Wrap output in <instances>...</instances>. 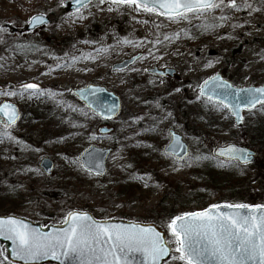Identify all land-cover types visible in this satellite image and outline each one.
<instances>
[{
  "label": "rangeland",
  "instance_id": "374dc122",
  "mask_svg": "<svg viewBox=\"0 0 264 264\" xmlns=\"http://www.w3.org/2000/svg\"><path fill=\"white\" fill-rule=\"evenodd\" d=\"M61 3L0 0V25L11 22L21 27L33 14L52 16L48 27L32 34L18 37L3 32L0 38V92H17L15 96L0 95V103L9 101L21 113L16 125L0 126V191L14 197L12 204L1 206L12 205L17 211L14 215L42 227L62 224L70 211L88 212L97 221L152 223L172 241L166 227L169 220H152L149 212L160 201L171 203L163 181L180 179L194 163L190 159L176 162L162 153L167 131L172 129L183 137L189 157L236 143L239 133L228 111L202 97L197 99L198 90L214 74L224 75L234 87L264 83V4L262 0H236L239 7L230 8L226 0L220 8L187 13V20H171L111 0H94L79 13L57 15ZM207 23L211 26L205 27ZM196 24L200 28L191 29ZM210 51L214 54L209 55ZM136 54L140 57L130 68L111 70ZM73 57L78 59L73 61ZM155 66L172 68L177 75L174 79L148 75L146 70ZM27 83L37 84L43 94L21 95V85ZM88 84L102 85L121 99L117 118L104 122L75 104L71 90ZM259 117H264L261 107L244 112L241 130ZM74 122L81 134L87 129L81 139ZM101 127L110 128L111 133L99 137ZM126 128L131 133L124 137ZM203 133L201 144L198 135ZM247 136L251 139L250 133ZM16 139L20 145L3 143ZM113 143L116 149L107 158V173L102 178L81 169L78 156L82 150L90 145L111 148ZM252 150L264 165V147L257 144ZM29 152L35 162L30 171L21 165L22 155ZM139 152L150 159L149 167L130 162ZM44 157L54 162L50 176L38 167ZM253 172L251 167L244 170V174ZM124 181L133 187L128 193L118 188ZM180 189L183 193L188 190L184 183ZM251 196L264 204L263 190L255 189ZM169 247L174 248V242ZM0 252V264H11L1 244Z\"/></svg>",
  "mask_w": 264,
  "mask_h": 264
},
{
  "label": "snow or ice",
  "instance_id": "6c2138e0",
  "mask_svg": "<svg viewBox=\"0 0 264 264\" xmlns=\"http://www.w3.org/2000/svg\"><path fill=\"white\" fill-rule=\"evenodd\" d=\"M100 2L104 3L105 0ZM225 2L226 0H111L113 4L134 6L138 12H156L171 20H187V13L210 11L220 8ZM89 3L90 0H73L76 12ZM227 7L239 6L236 0H227ZM245 7L251 5L246 4ZM220 19L225 17L221 16ZM27 23L30 26L46 23L44 14L32 16ZM5 31L6 28L0 27V32ZM164 39L169 40L170 37L165 36ZM72 59L75 61L78 58ZM199 88L197 99L207 96L214 106L227 108L235 115L237 122L243 119L241 109L251 110L260 105L264 110V86L229 91L232 86L221 81L217 75L205 80ZM21 89V95L24 92H29L30 96L43 94L34 83L22 84ZM218 90L223 99L217 96ZM83 91L81 90V94ZM0 95L15 96L17 92H0ZM115 107L117 106L107 107V113H113ZM0 114L5 117L4 122L8 126L18 119L14 106L8 103L0 104ZM219 155L227 157L229 164H247L251 160L250 153L233 145L221 149ZM41 162L44 163V160ZM92 162L97 174H100L102 165L95 156H91L80 166L92 168ZM223 207L230 211H221V206L214 204L209 209L185 212L170 218L166 227L172 241L152 224L101 223L93 220L87 213L75 211L68 212L63 218L67 227L48 233L13 217L0 218V236L12 241V256L24 261V264H33L49 257L60 261V264H264V204H226ZM170 242H174V248L169 247ZM2 255L3 252H0V256Z\"/></svg>",
  "mask_w": 264,
  "mask_h": 264
},
{
  "label": "trees",
  "instance_id": "16d2710c",
  "mask_svg": "<svg viewBox=\"0 0 264 264\" xmlns=\"http://www.w3.org/2000/svg\"><path fill=\"white\" fill-rule=\"evenodd\" d=\"M262 3L264 4V0H262ZM205 25V27H210L211 23H207ZM199 26L200 25L196 24L195 27L191 29H198L200 28ZM2 34L3 32H0V38ZM189 38L190 37L188 36V39ZM18 52L23 51L20 50ZM262 64V71H264V61ZM262 76V78L264 79V74ZM71 98L73 97L71 96ZM73 100L75 104L78 105L86 114L91 115V117H94L83 106L77 103L74 98ZM34 115L38 118L39 114L34 113ZM227 115L230 116L229 114ZM73 127H78L76 133L78 134L79 139H81V135H86L87 129L84 130L83 134H81V127L79 125H75L74 122ZM28 128H30V126ZM233 128H236L239 133V137L235 141V144L248 148H253L257 144L261 147H264V117L254 119L252 123L248 124L247 130H241L243 128V124L240 126L233 125ZM130 133V128H126L123 130L122 136L127 137ZM208 133L206 132L205 134L208 135ZM248 133L251 134V139H249V137L247 136ZM0 137H2L3 139V133H0ZM204 137V133L198 135V139L201 140V144ZM3 143L7 145L13 143V146H15L16 143L20 145L19 139H16L15 142L4 140ZM161 146L162 145H160V149ZM25 148L26 147L21 146L22 150H24ZM112 149H116L115 143L112 144ZM150 153L151 152H149L148 154L150 155ZM197 154L198 155L196 157L187 158L192 160L194 164L190 169H188L185 173L182 174V177L180 179H175L172 181H163L165 182L164 184L166 188H168V191H170L171 203L168 205L165 204L163 201L157 203L154 208L149 212V217H151L150 219L155 221L162 218L169 220L170 218L177 215H181L185 212H189L192 210H201L214 204H260V202L256 201L251 196L252 191H254L255 189L264 191V165L258 159H256V161L252 165L240 166L236 163L229 164L228 162H222L218 159L213 158L211 154L203 151H200ZM135 156L136 157H132L130 161L133 163L134 166H150V159L143 157L142 153H136ZM197 157H200V159H197ZM21 162V165L23 167H27L28 171H30V167L32 168V166L35 164L33 154L29 152V155L27 156L22 155ZM127 164L128 163L124 164L125 166H123V169H125ZM249 167L253 168V174H244V170ZM130 183V181H124V183L119 182L118 188H122L124 189L125 193H128L133 189V187L129 185ZM183 183L186 184L188 188L186 193H183L180 189V186ZM0 192V210L5 208V210L2 211V214H17V211L12 205H9V207L1 206L5 203L12 204L14 200L13 195L7 194L6 191H2V189Z\"/></svg>",
  "mask_w": 264,
  "mask_h": 264
},
{
  "label": "water",
  "instance_id": "95a60500",
  "mask_svg": "<svg viewBox=\"0 0 264 264\" xmlns=\"http://www.w3.org/2000/svg\"><path fill=\"white\" fill-rule=\"evenodd\" d=\"M93 0H90V3ZM89 3V4H90ZM88 4V5H89ZM62 10L61 12H63L64 14H75L78 13L75 11V7L73 6V0H64L63 3L61 4ZM76 7H79L78 5ZM85 8V7H81L80 11ZM61 14V13H60ZM38 15V14H35ZM34 16V15H33ZM165 16V15H164ZM32 17V16H31ZM30 17V18H31ZM29 18V19H30ZM44 18L46 23L44 24H34V25H29L28 23H26L25 26H23V28H15L12 27L10 24H5L3 27L6 28L7 30H9V32L11 34H18V35H23V34H30L33 31H35L36 29L40 28V27H47L50 24V21L52 19V16L49 14H44ZM209 55H213L214 52L210 51L208 53ZM140 57V55H135L129 59L123 60L119 63L114 64L111 69L114 71H123L125 69H127L129 66H131L132 64H134V62ZM136 58V59H133ZM119 69V70H117ZM148 74L150 75H154L157 77H168V78H173L176 74V71L172 68H162L159 69L158 67H153L150 69H147L146 71ZM219 76L221 81L227 82V84H230L232 86V84L225 80L220 74H214L212 75L210 78H212L213 76ZM210 78L206 79L209 80ZM205 81V80H204ZM204 81L202 82V84L204 83ZM264 86H247V87H234L232 86L231 89H229V91H235L236 89H247V88H257V87H262ZM1 90V87H0ZM81 90L83 91V94H81ZM199 93H200V88H199ZM73 96L81 103L83 104L89 111H91L93 114H95L98 118L104 120V121H109L112 120L114 118H116L120 111H121V101L120 98L115 95L113 92L107 90L104 86L101 85H93V84H89L85 87H82L80 89H76L72 91ZM217 96H220V91H217ZM202 98L207 99V96H202ZM221 99H223L222 96H220ZM231 101V98H229V102ZM4 103H8L14 106L18 119L15 121L14 124H12L11 126L15 125L18 120L20 119V111L19 108L17 107V105L8 102V101H3L0 104H4ZM113 105H116L117 107H115V111L113 113H107L106 109L107 107H111ZM259 105H257L256 107H258ZM255 107V108H256ZM248 110V109H241V116H242V112ZM252 110V109H251ZM229 111V110H228ZM230 115L233 118V121L236 125H240L242 123V120L240 122H237V119L235 117V115H233L230 111H229ZM5 117H3L2 114H0V125H2L3 127H11L5 124ZM111 132V129H108L106 127L103 128H99L98 129V133L101 136L107 135ZM168 135H169V142L166 144V146L163 149V153L166 155H169L171 157H173L175 160H183L185 159L188 154H189V148L188 145L185 143V141L183 140V138L177 134L176 132H174L173 130H169L168 131ZM179 145V146H177ZM229 145H233L237 148H242L245 149L248 153H250L251 155V160L249 163L247 164H242V163H238L239 165H248V164H252L255 161V157H256V153L246 147H242V146H238L235 144H227L224 146H218L214 149L212 155L213 157L223 160V161H227V157L224 156H220L219 155V151L223 148H227ZM174 149V150H173ZM111 152V149H102L96 146H89L87 149H85L80 155H79V163L84 164L85 161H88L89 158L91 156H95L99 159L101 165H102V170L100 172V174H97L95 167H94V162H92L93 166L92 168H88L87 165L85 167H83L82 169L87 172L90 173L94 176L97 177H102L103 175H105L107 168H106V160L109 156ZM44 163H42V159L39 162V168L46 174V175H50L52 173L54 164L53 162L49 159V158H43ZM226 204H220L221 211H230V209L224 208L223 206ZM210 207H207L205 209H209ZM204 210V209H203ZM202 211V210H199ZM242 211H247V210H242ZM77 212V211H75ZM192 212H196V211H192ZM83 213H87V212H83ZM88 216H90L93 220H95L89 213H87ZM8 217H13L15 219L18 220H22L23 222L27 223L30 227L32 228H38L40 229L42 232L44 233H48L53 231L54 229H60V228H65L67 227L66 224H60V225H48L46 227H42L40 224L37 223H33L31 221H28L26 219L23 218H19L16 216H12V215H8V216H0V218H8ZM97 221V220H95ZM98 222H107L109 224H130V223H134V222H127V221H121V220H109V221H98ZM147 225V224H145ZM153 226L156 227V229L161 232L162 235H164V233L154 224H152ZM165 236V235H164ZM0 244L2 246H4L5 248V255L7 257V260L12 263V264H24V261L22 260H17L12 256V241L11 240H7L4 237L0 236ZM166 260L168 258H165ZM33 264H60V261L55 260L51 257L46 258V259H41L39 261H35L33 262Z\"/></svg>",
  "mask_w": 264,
  "mask_h": 264
},
{
  "label": "bare ground",
  "instance_id": "6f19581e",
  "mask_svg": "<svg viewBox=\"0 0 264 264\" xmlns=\"http://www.w3.org/2000/svg\"><path fill=\"white\" fill-rule=\"evenodd\" d=\"M55 14H57V12Z\"/></svg>",
  "mask_w": 264,
  "mask_h": 264
}]
</instances>
